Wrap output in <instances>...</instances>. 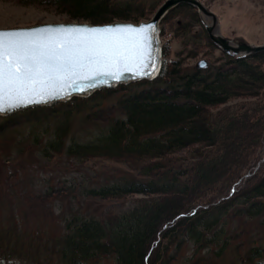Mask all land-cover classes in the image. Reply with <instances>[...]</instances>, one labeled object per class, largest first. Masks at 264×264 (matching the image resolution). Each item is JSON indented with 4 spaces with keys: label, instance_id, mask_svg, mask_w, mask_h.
Returning <instances> with one entry per match:
<instances>
[{
    "label": "trees",
    "instance_id": "obj_1",
    "mask_svg": "<svg viewBox=\"0 0 264 264\" xmlns=\"http://www.w3.org/2000/svg\"><path fill=\"white\" fill-rule=\"evenodd\" d=\"M17 1L93 24L139 22L157 7L148 9L143 0ZM182 7L194 9L188 4L177 9ZM168 48L162 45V68L153 81L0 115V131L30 123L16 142L19 155L35 148L46 157L80 164L122 161L132 170L95 185L84 182H98L97 176L84 173L71 186L66 180L51 185L43 201L64 203L55 217L62 230L39 251L31 243L17 248L14 238L24 229L10 231L15 242L10 237L2 242L0 233V264H264V239H237L240 231H232L230 222L264 223V52L246 58L223 53L219 66L196 69L182 66V60L172 64L165 58ZM237 98L250 101L219 108ZM77 116L79 124L101 131L77 142L70 137L79 125ZM131 197L138 198L133 205L101 214L82 206L88 199L124 202ZM43 207L40 216L55 221L52 209ZM185 247L187 257L182 256Z\"/></svg>",
    "mask_w": 264,
    "mask_h": 264
},
{
    "label": "rangeland",
    "instance_id": "obj_2",
    "mask_svg": "<svg viewBox=\"0 0 264 264\" xmlns=\"http://www.w3.org/2000/svg\"><path fill=\"white\" fill-rule=\"evenodd\" d=\"M143 1L148 9L157 3L156 9L148 13L146 19L142 20L146 21L153 16L165 0ZM201 1L218 15L220 30L223 35L230 38L243 37L255 45L264 43V0ZM179 6L172 9L165 16L166 20L163 24L165 31L163 37L160 36L161 44L169 45L165 58L172 62V64L181 63L182 60V66L191 65L195 67L203 59H206L209 62L208 65H212L213 67L222 64L224 52L210 40L196 8L191 5L194 9L184 7L177 9ZM195 17H198L197 23L194 21ZM59 22L81 21L69 20L66 15L59 14L55 10L48 9L45 6L23 4L17 0H0V29ZM208 41L212 42L215 47L209 45ZM246 101H250V98H237L219 108L228 107L232 109L233 106L234 108L236 107L237 103L243 104ZM78 117H76V120ZM77 121V124H79L80 120ZM29 124L22 123L16 128L11 127L0 131V233H4L3 235H5L4 238L2 237L3 242V240L9 239V237L12 240L10 231L13 232L14 230L20 233L24 229L22 235L14 238L17 248L20 244L31 243L32 245L35 244L34 251H39L42 246L45 247L46 245V243L42 245L43 242L49 243L48 241H50L54 233L60 232L61 228H63L62 224L55 219V217H60V211L56 208H59L62 203H59L60 201L56 199H52L51 202L49 201V204L45 203L48 201H43L45 199L44 194L49 188L51 189V185L57 186L66 180L70 181L68 186H71L72 180L75 178L79 179L83 173L85 177L87 175L89 177L97 176L98 182L90 183L91 180L87 181L88 184L86 181L84 182L86 186L89 184L95 185L106 177L117 178L132 170L129 164L122 161L113 159L97 161L90 159L80 164L77 161L62 156L46 157L39 150L35 151V148L33 151H29V149L19 155L18 148L21 144L18 146L16 142H18L19 137L26 134L27 125ZM85 124L87 123L85 122ZM85 124L75 126L73 128V136L70 137L75 136L77 142H83L94 138L97 132L101 131H96L92 125L85 127ZM37 127L42 129L43 123L38 124ZM50 127L48 133H44V136L41 135L40 139L42 141L54 130V123ZM246 133L244 131L243 135H246ZM85 134H89V136ZM28 140H26L27 142L25 141L26 144L29 143ZM230 141L228 140V142ZM28 145L24 146L27 147ZM182 154V156H186L184 153ZM7 155L11 157L6 158ZM178 155H181V153ZM137 199V197H131L128 201L124 202L88 199L83 202L82 206L87 208L88 211L101 214L110 209L113 211L125 209L133 205ZM43 206L52 209V214L54 215L52 216V220L55 219V221H50L45 216H40V212L44 208ZM73 207L74 210L78 208L75 203H73ZM62 208H64V203ZM36 215H38V218ZM230 222L232 224V231H240L241 238L237 239H242L246 236L247 238L257 237L264 239V223L262 224L261 221H254L252 219ZM46 229L47 233L45 234L44 231ZM29 230H32L31 236L29 235ZM242 231L245 232L242 233ZM36 241H39V243H36ZM48 250H52V248H48ZM183 250L184 254L182 256L187 257L190 251H187L186 247ZM228 256L232 257V253L230 252Z\"/></svg>",
    "mask_w": 264,
    "mask_h": 264
},
{
    "label": "snow or ice",
    "instance_id": "obj_3",
    "mask_svg": "<svg viewBox=\"0 0 264 264\" xmlns=\"http://www.w3.org/2000/svg\"><path fill=\"white\" fill-rule=\"evenodd\" d=\"M155 25L0 30V113L69 95V88L155 68Z\"/></svg>",
    "mask_w": 264,
    "mask_h": 264
},
{
    "label": "water",
    "instance_id": "obj_4",
    "mask_svg": "<svg viewBox=\"0 0 264 264\" xmlns=\"http://www.w3.org/2000/svg\"><path fill=\"white\" fill-rule=\"evenodd\" d=\"M182 3H188L196 8L197 13L204 25L205 30L210 38V40L224 53L234 57V58H246L253 54L264 51V43L261 45H255L244 39L243 37L230 38L225 35L220 30V22L218 15L211 11L201 0H165L162 5L156 10L153 16L146 21H141L139 23L129 22V21H113L104 24H93L88 22H59V23H44L37 24L27 27H14V28H2L0 30L4 31H19V30H31L34 28H44V27H59V26H72V25H87L92 27H102L106 25H117V24H132L135 26H140L142 24H153L156 27V32L153 37V48L155 56V68H148V74H142L139 71H127L120 79L101 78L93 80L91 82H84L82 86L69 88L67 91L69 95H64L62 98L49 99L46 102L31 103L17 107L11 111L0 113L2 116L12 115L30 108L39 106H51L58 102H66L74 97H89L97 91L104 89H114L121 84L127 85L131 82L149 80L153 81L158 78L161 68H162V44L160 39V25L165 16L175 7L181 5ZM206 59L200 60L196 65V69H205L209 65Z\"/></svg>",
    "mask_w": 264,
    "mask_h": 264
}]
</instances>
